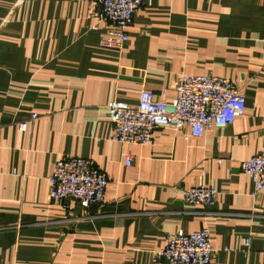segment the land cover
<instances>
[{
  "label": "crops",
  "instance_id": "obj_1",
  "mask_svg": "<svg viewBox=\"0 0 264 264\" xmlns=\"http://www.w3.org/2000/svg\"><path fill=\"white\" fill-rule=\"evenodd\" d=\"M105 32L93 0H0V264H167L156 252L169 237L203 228L220 249L211 264H264V191L241 168L264 150V0H146L121 50L100 45ZM181 75L230 79L244 114L198 138L114 141L112 101H172ZM63 157L106 174L103 205L51 200ZM202 185L214 206L184 201Z\"/></svg>",
  "mask_w": 264,
  "mask_h": 264
},
{
  "label": "built area",
  "instance_id": "obj_2",
  "mask_svg": "<svg viewBox=\"0 0 264 264\" xmlns=\"http://www.w3.org/2000/svg\"><path fill=\"white\" fill-rule=\"evenodd\" d=\"M93 1L98 21L106 24L100 45L121 50L129 39L136 12L146 0ZM166 97V90L160 99L153 92L143 90L136 106L112 101L108 105V115L114 141L148 146L153 143L156 129L181 130L184 127H189L192 137L198 138L211 129L232 125L246 108V99L233 81L215 75H181L175 99L169 101ZM38 117L33 114L30 121ZM19 128L27 131L29 120L20 122ZM125 163L130 166L131 158L127 157ZM241 168L252 179L256 193L264 191V150L243 161ZM49 182L52 201L61 203L66 209L75 201L88 210L104 204L109 179L88 159L63 157L56 159ZM218 196L216 189L203 185L182 191L185 202L204 207L214 206ZM244 244L248 250L250 239H245ZM219 251L211 245L208 228L194 232L180 230L156 252V259L167 264H211Z\"/></svg>",
  "mask_w": 264,
  "mask_h": 264
}]
</instances>
